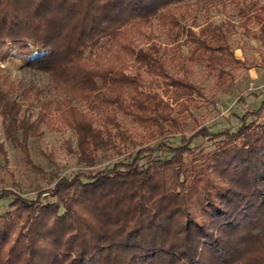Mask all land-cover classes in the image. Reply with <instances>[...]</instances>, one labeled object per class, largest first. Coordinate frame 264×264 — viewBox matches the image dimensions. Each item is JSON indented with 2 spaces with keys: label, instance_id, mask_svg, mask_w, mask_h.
I'll return each instance as SVG.
<instances>
[{
  "label": "trees",
  "instance_id": "obj_1",
  "mask_svg": "<svg viewBox=\"0 0 264 264\" xmlns=\"http://www.w3.org/2000/svg\"><path fill=\"white\" fill-rule=\"evenodd\" d=\"M198 1L0 0L4 138L29 158V140L45 128L72 131L82 165L51 177L35 199L0 190V201L12 199L0 214V264H264V100L234 130L200 125L180 145L156 143L96 169L121 144H136L121 117L153 139L185 134L181 117L205 95L190 80L183 36L189 60L212 74H231L227 63L254 67L236 58L222 25L183 26ZM253 6L264 45V6ZM156 25L177 47L156 43ZM12 50L50 78L55 98L12 80L1 66ZM129 68L161 79L167 99L147 93ZM200 138L214 148L195 146ZM0 152L7 157L1 139Z\"/></svg>",
  "mask_w": 264,
  "mask_h": 264
},
{
  "label": "rangeland",
  "instance_id": "obj_2",
  "mask_svg": "<svg viewBox=\"0 0 264 264\" xmlns=\"http://www.w3.org/2000/svg\"><path fill=\"white\" fill-rule=\"evenodd\" d=\"M264 6V0H199L191 3L195 10L183 26H192L199 31L198 26L205 23L222 25L227 32L229 43L235 56L252 69H240L233 63L226 64V70L231 74L224 76L218 72L211 73L204 64H197L189 60V46L183 36L179 42L181 54L191 71L190 80L202 87L204 97L195 96L191 101V108L182 117L185 125V134L150 137L142 128H139L130 118L121 119L125 126L130 128L136 144H121V152L111 151L105 157L98 159L96 169H102L120 161H130L135 152L143 147L155 145L160 142L180 145L183 135L190 137L195 130L203 125L212 132L225 129H236L241 123L243 114L252 109H258L264 100V92L255 87L264 83V45L259 39L260 24L253 3ZM259 8V7H257ZM246 13V14H245ZM249 19V20H248ZM156 43L163 47L173 49L167 32L156 25L153 28ZM168 45V46H167ZM6 73L15 82L35 83L46 89L51 98H55L52 82L47 75L36 73L25 66L23 52L12 50L6 60L1 63ZM129 75H140L147 88V93L158 94L167 99V91L161 79L150 76L146 71L127 69ZM256 89V90H255ZM63 97H59L62 99ZM255 120L251 118L250 121ZM264 122L262 118L257 120ZM0 118V139L5 144L7 157L0 152V190L13 189L28 199H35L36 194L47 188L53 176H72L82 165L78 158L70 152V147H77V137L72 131L65 133H52L45 128V133L38 139H30L28 143L29 158L26 154L5 140ZM195 146L212 150L213 143L197 139ZM164 153L157 152L156 158L163 157ZM171 154H167L170 157ZM146 163V160H143ZM11 198L0 201V214L11 210Z\"/></svg>",
  "mask_w": 264,
  "mask_h": 264
},
{
  "label": "built area",
  "instance_id": "obj_3",
  "mask_svg": "<svg viewBox=\"0 0 264 264\" xmlns=\"http://www.w3.org/2000/svg\"><path fill=\"white\" fill-rule=\"evenodd\" d=\"M257 90H260L262 92H264V83H262L261 85H258V87H255ZM255 89V90H256Z\"/></svg>",
  "mask_w": 264,
  "mask_h": 264
}]
</instances>
